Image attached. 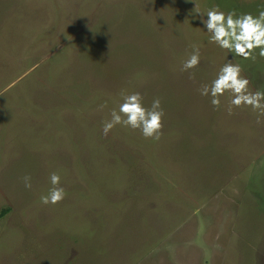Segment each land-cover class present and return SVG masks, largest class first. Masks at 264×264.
Returning a JSON list of instances; mask_svg holds the SVG:
<instances>
[{"label":"rangeland","instance_id":"rangeland-1","mask_svg":"<svg viewBox=\"0 0 264 264\" xmlns=\"http://www.w3.org/2000/svg\"><path fill=\"white\" fill-rule=\"evenodd\" d=\"M211 8L264 0H0V264H264V117L198 91L227 62L264 90V58L209 43ZM133 92L160 99L159 140L102 134Z\"/></svg>","mask_w":264,"mask_h":264},{"label":"clouds","instance_id":"clouds-1","mask_svg":"<svg viewBox=\"0 0 264 264\" xmlns=\"http://www.w3.org/2000/svg\"><path fill=\"white\" fill-rule=\"evenodd\" d=\"M197 13L200 14L201 21L210 34L209 43L226 50L227 54L232 53L245 60L254 61L256 55L264 58V10H260L256 16L251 13L237 15L234 11L225 13L218 8H211L206 12L197 10ZM199 63L200 50L193 46L180 71L190 72L197 68ZM241 73L242 68L239 64L227 62L220 67L210 84L201 85L198 91L201 96L211 97L210 103L215 109H219L221 105L220 97L226 92L231 93L226 109L228 115L233 114L234 108L249 107L257 114L256 122L261 123V117H264V90H250V80ZM110 115L111 119L103 123L104 136H107L116 125L139 130L145 139L159 140L162 135L164 110L159 98L154 99L150 107H145L143 96L139 92L122 94V103L118 111L113 109ZM49 180L52 187L47 195L40 197V200L45 205H55L65 198L66 192L60 186L59 174L50 173ZM23 181L25 188L30 189L31 177L26 175Z\"/></svg>","mask_w":264,"mask_h":264},{"label":"crops","instance_id":"crops-1","mask_svg":"<svg viewBox=\"0 0 264 264\" xmlns=\"http://www.w3.org/2000/svg\"><path fill=\"white\" fill-rule=\"evenodd\" d=\"M2 151H4V148H3V147H2V148L0 147V153H2ZM1 159H2V156H1ZM1 159H0V160H1ZM3 167H4L3 164L0 165V169L3 168ZM4 209H7V210H6V213L9 211L8 208H1V209H0V214L3 212ZM6 213H5V214H6ZM5 214H4V215H5ZM2 216H3V215H2ZM2 216H1V217H2ZM1 217H0V218H1Z\"/></svg>","mask_w":264,"mask_h":264},{"label":"trees","instance_id":"trees-1","mask_svg":"<svg viewBox=\"0 0 264 264\" xmlns=\"http://www.w3.org/2000/svg\"><path fill=\"white\" fill-rule=\"evenodd\" d=\"M7 209H4L3 212L0 214V217L6 213Z\"/></svg>","mask_w":264,"mask_h":264}]
</instances>
